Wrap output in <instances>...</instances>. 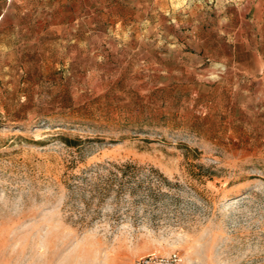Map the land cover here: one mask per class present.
<instances>
[{
    "label": "rangeland",
    "instance_id": "obj_1",
    "mask_svg": "<svg viewBox=\"0 0 264 264\" xmlns=\"http://www.w3.org/2000/svg\"><path fill=\"white\" fill-rule=\"evenodd\" d=\"M250 17L248 0H0V264H264Z\"/></svg>",
    "mask_w": 264,
    "mask_h": 264
},
{
    "label": "crops",
    "instance_id": "obj_2",
    "mask_svg": "<svg viewBox=\"0 0 264 264\" xmlns=\"http://www.w3.org/2000/svg\"><path fill=\"white\" fill-rule=\"evenodd\" d=\"M251 12L250 23L256 26L250 50L255 57L264 56V0H248ZM236 3V2H234ZM254 42V46H252Z\"/></svg>",
    "mask_w": 264,
    "mask_h": 264
},
{
    "label": "built area",
    "instance_id": "obj_3",
    "mask_svg": "<svg viewBox=\"0 0 264 264\" xmlns=\"http://www.w3.org/2000/svg\"><path fill=\"white\" fill-rule=\"evenodd\" d=\"M7 5L16 0H4ZM183 260L177 252L165 256L148 255L135 260L134 264H182Z\"/></svg>",
    "mask_w": 264,
    "mask_h": 264
},
{
    "label": "trees",
    "instance_id": "obj_4",
    "mask_svg": "<svg viewBox=\"0 0 264 264\" xmlns=\"http://www.w3.org/2000/svg\"><path fill=\"white\" fill-rule=\"evenodd\" d=\"M126 167H129V166H126Z\"/></svg>",
    "mask_w": 264,
    "mask_h": 264
}]
</instances>
